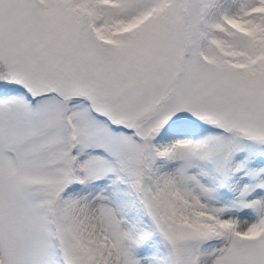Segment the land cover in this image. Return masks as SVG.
Returning <instances> with one entry per match:
<instances>
[{
	"label": "snow or ice",
	"instance_id": "obj_1",
	"mask_svg": "<svg viewBox=\"0 0 264 264\" xmlns=\"http://www.w3.org/2000/svg\"><path fill=\"white\" fill-rule=\"evenodd\" d=\"M0 264H264V0H0Z\"/></svg>",
	"mask_w": 264,
	"mask_h": 264
}]
</instances>
